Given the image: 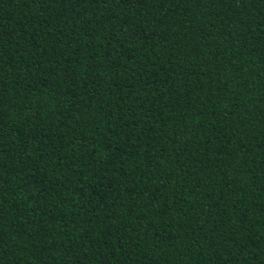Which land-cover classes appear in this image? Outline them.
<instances>
[{
    "label": "trees",
    "instance_id": "trees-1",
    "mask_svg": "<svg viewBox=\"0 0 264 264\" xmlns=\"http://www.w3.org/2000/svg\"><path fill=\"white\" fill-rule=\"evenodd\" d=\"M0 264H264V0H0Z\"/></svg>",
    "mask_w": 264,
    "mask_h": 264
}]
</instances>
